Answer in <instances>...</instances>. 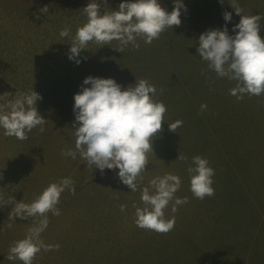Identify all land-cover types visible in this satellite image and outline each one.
Instances as JSON below:
<instances>
[{"label": "rangeland", "instance_id": "1", "mask_svg": "<svg viewBox=\"0 0 264 264\" xmlns=\"http://www.w3.org/2000/svg\"><path fill=\"white\" fill-rule=\"evenodd\" d=\"M98 2L102 12H110L123 0H107L104 7V0ZM230 2L183 0L187 11L181 9V25L151 44L137 37L139 49L129 44L122 53L115 49L121 46L118 41L90 42L77 64L69 59L70 44L87 22L83 8L90 0H0V95L34 90L42 96L37 110L47 120L43 133L33 129L26 140L5 136L0 128V196L31 203L49 184L66 177L76 188L75 195L62 194L61 215L49 214L41 234L46 245L59 244V250H41L33 264H264V95L238 100L230 94L236 82L217 78L197 53L201 34L223 30L224 12L232 13L227 27L235 35L232 29L241 16ZM160 3L174 10V0ZM239 4L245 14L264 17V0ZM44 6L49 12L37 20L33 13ZM66 26L70 36L62 38ZM88 76L112 78L124 89L146 79L157 88L155 99L167 106L140 189L166 173L181 177L175 196L189 202L175 213L171 204L165 209V218L176 221L169 233L136 225V207H144L141 191L124 185L119 169L102 174L87 167L78 153L75 160L61 154L75 150L74 95ZM176 121L183 123L177 132L170 131L168 123ZM179 154L188 160H178ZM194 156L206 158L215 171V194L204 200L190 191L187 168ZM13 207L0 206V264H23L7 256L32 226L30 220L10 221Z\"/></svg>", "mask_w": 264, "mask_h": 264}, {"label": "clouds", "instance_id": "2", "mask_svg": "<svg viewBox=\"0 0 264 264\" xmlns=\"http://www.w3.org/2000/svg\"><path fill=\"white\" fill-rule=\"evenodd\" d=\"M220 2L223 4L224 0ZM229 4L241 16L232 29L235 35H230L227 27V22L232 21V13L224 12L226 23L223 30L209 29L201 34L197 53L217 78L236 82L230 94L238 100H243L245 95H264V37L261 36L264 17L245 14L239 0H231ZM105 5L107 0H104L103 7ZM181 9L187 11L183 0H174L171 12L161 6L160 0H123L118 10L102 12L98 0H90L83 8L87 22L76 30L69 59L79 64L81 61L77 57L90 42L111 45L112 41H118L121 46L115 49L122 53L129 44L139 49L137 37L151 44L165 30L181 25ZM48 12L49 7L44 6L39 9V14L33 15L39 20L40 14ZM70 33V27L66 26L60 36L69 37ZM80 87L81 91L74 95L75 122L72 127L76 137L75 150L69 149L61 154L75 160L78 153L87 162V167L94 166L102 174L105 169H119V180L132 192L141 191L144 207H136V225L158 234L169 233L176 221L174 216L165 218V209L171 204L175 213L177 206L189 202L187 197L175 196L182 184L181 177L166 173L151 179L148 186L140 189L143 173L149 164V153H154L153 140L163 131L162 125L166 121L167 106L155 99L157 88L146 79H136L134 86L124 89L112 78L93 76L85 78ZM38 100H42V96L34 90L0 95V101H4L0 103V128L4 129L5 136L26 140L33 129L39 128L41 133L45 131L43 126L47 120L37 110ZM206 109L207 105L202 104L201 111ZM182 123H168L169 130L177 132ZM178 160L187 161L188 158L179 154ZM187 172L190 191L195 198L204 200L214 196L215 171L206 158L192 157ZM150 188L154 191L150 192ZM65 191L76 194L75 181L70 177L49 184L31 203L17 202L12 196L5 200L0 196V206L14 204L10 221L19 218L30 220L32 225L25 238L10 246L8 260L33 264L41 250H59V244L46 245L41 234L49 226V214L61 215L58 205ZM120 210L125 211L126 205H120ZM12 227L13 224L9 223L8 228Z\"/></svg>", "mask_w": 264, "mask_h": 264}]
</instances>
